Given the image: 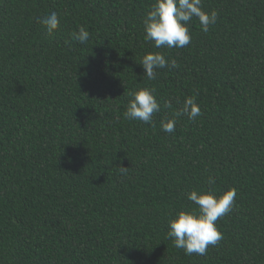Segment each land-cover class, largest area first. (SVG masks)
Here are the masks:
<instances>
[{
  "label": "trees",
  "instance_id": "obj_1",
  "mask_svg": "<svg viewBox=\"0 0 264 264\" xmlns=\"http://www.w3.org/2000/svg\"><path fill=\"white\" fill-rule=\"evenodd\" d=\"M154 3L0 0V264H264V0H202L216 23L193 17L190 44L161 49L145 39ZM51 12L53 35L38 22ZM153 52L178 67L147 79ZM142 88L161 105L152 124L123 116ZM187 97L201 115L162 131ZM232 188L218 244L175 248L187 193Z\"/></svg>",
  "mask_w": 264,
  "mask_h": 264
},
{
  "label": "clouds",
  "instance_id": "obj_2",
  "mask_svg": "<svg viewBox=\"0 0 264 264\" xmlns=\"http://www.w3.org/2000/svg\"><path fill=\"white\" fill-rule=\"evenodd\" d=\"M202 0H155L143 20L145 39L153 42L157 49L183 48L190 44L191 34L189 21L197 18L201 30L207 32L210 25L216 23L218 12L203 11ZM49 35H53L60 27V19L56 12L43 16L38 21ZM72 38L80 43H86L90 33L80 27L72 33ZM144 69V76L155 80L159 69L178 67L175 59H166L162 52L146 54L140 64ZM154 89L142 88L129 93L131 99L127 104L123 116L127 120L142 121L152 124L153 115L161 111ZM171 107L170 104H166ZM186 115L195 120L201 115V109L195 97H187L182 108L170 119L161 122L162 131L172 133L177 123L176 116ZM122 175H126L128 168L120 167ZM216 178L209 176L208 184L215 185ZM236 189L232 188L222 195H216L212 190L207 192L192 190L187 193V199L194 203L195 208L181 210L168 221V237L172 239L173 246L182 249L185 255L207 254L209 246H215L223 238L218 230L216 221L227 215L233 208Z\"/></svg>",
  "mask_w": 264,
  "mask_h": 264
}]
</instances>
